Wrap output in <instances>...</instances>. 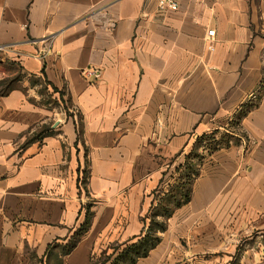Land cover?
I'll list each match as a JSON object with an SVG mask.
<instances>
[{
    "label": "crops",
    "instance_id": "crops-1",
    "mask_svg": "<svg viewBox=\"0 0 264 264\" xmlns=\"http://www.w3.org/2000/svg\"><path fill=\"white\" fill-rule=\"evenodd\" d=\"M178 3L0 0V81L22 76L0 96V264H91L152 220L159 243L135 264H264V0ZM43 73L70 117L31 85ZM213 133L229 145L201 144L176 206Z\"/></svg>",
    "mask_w": 264,
    "mask_h": 264
},
{
    "label": "trees",
    "instance_id": "trees-1",
    "mask_svg": "<svg viewBox=\"0 0 264 264\" xmlns=\"http://www.w3.org/2000/svg\"><path fill=\"white\" fill-rule=\"evenodd\" d=\"M42 78L39 79H31L30 83L32 86H42L43 90H40V94L42 96H48L50 95H58V101H54L52 106H58L59 104L63 105L64 110L67 113V116L70 117L68 110L71 108L69 101L64 100V92L57 90L53 85H51L43 73ZM8 80V79H6ZM3 80L0 83V96H7L12 90L18 88V83L21 81V77L10 79L8 81ZM48 95H46V94ZM49 97V96H48ZM49 101H46V105H49ZM45 133V136L50 135V133L47 130L42 131L39 135H36V137L32 140L38 139L43 136ZM77 135L78 140H81L82 137V117L78 115V129H77ZM215 133L204 136L197 140L191 154L189 157V160L185 164V170L181 176L180 183L176 186L174 190L173 195V201L175 202L176 206H180L181 204L187 203L190 200V194H191V186L194 178L198 175V171L196 168V165L192 162V160H198L200 159V156L197 153L198 148L201 146L203 142H205L212 150L217 149L221 147L222 145L228 146L229 141L224 140L221 142L215 141ZM226 138V137H225ZM224 139V138H223ZM235 141V140H234ZM236 142V141H235ZM191 158V159H190ZM86 179L87 175L86 172L83 173V178L80 184H78V188L80 189V186L85 188L86 185ZM171 213L170 209L165 208L162 211H159V215L162 216H169ZM90 212L87 211L86 213V219L84 224L79 228V230L76 232L74 237L71 239V241L67 244V246L64 247L63 254L68 255L70 254L77 243L79 242V239L87 232L89 222H90ZM153 217H156V214H153ZM164 227L162 225H159V223H155L153 220L151 221L150 226L148 227V231L146 235L138 240L136 243H133L131 245H127L124 249H114L113 253L106 257L105 262L103 264H135L137 260L141 258H145L150 250H152L158 243L159 238L155 237V231L156 230H163ZM55 247H51L49 249V254L52 252V250ZM120 251V252H119ZM117 252H119L117 254ZM117 254L115 258L113 256ZM61 264V263H58Z\"/></svg>",
    "mask_w": 264,
    "mask_h": 264
},
{
    "label": "built area",
    "instance_id": "built-area-1",
    "mask_svg": "<svg viewBox=\"0 0 264 264\" xmlns=\"http://www.w3.org/2000/svg\"><path fill=\"white\" fill-rule=\"evenodd\" d=\"M157 6H158V10L161 12H175L179 9V3L178 0H157ZM215 36V32L214 31H209L207 33V37L208 38H212ZM209 51H214V48L209 47L208 48ZM1 51V49H0ZM85 74L89 75V76H93L94 78H98L99 74L95 71H91L88 70L85 72Z\"/></svg>",
    "mask_w": 264,
    "mask_h": 264
},
{
    "label": "rangeland",
    "instance_id": "rangeland-1",
    "mask_svg": "<svg viewBox=\"0 0 264 264\" xmlns=\"http://www.w3.org/2000/svg\"><path fill=\"white\" fill-rule=\"evenodd\" d=\"M18 77H21L22 78L21 74H18L16 76H14L13 78L12 77L11 78H8V80L15 79V78H18ZM8 80H6V81H8ZM0 83H1V81H0ZM40 90H43L42 86H40ZM46 95H48V94H46ZM45 100L47 101L48 98H45ZM114 249H120V248L119 247H116V246L110 247V250H114ZM106 257L107 256H104V255H100V257H94L93 260L91 261V264H103V262H105V260H106Z\"/></svg>",
    "mask_w": 264,
    "mask_h": 264
}]
</instances>
